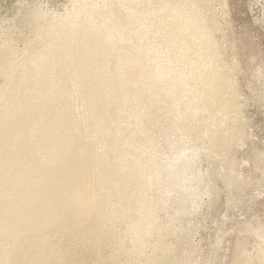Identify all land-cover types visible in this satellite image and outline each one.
I'll return each instance as SVG.
<instances>
[{
  "label": "bare ground",
  "instance_id": "obj_1",
  "mask_svg": "<svg viewBox=\"0 0 264 264\" xmlns=\"http://www.w3.org/2000/svg\"><path fill=\"white\" fill-rule=\"evenodd\" d=\"M73 2L0 52V264H163L159 212L235 142L231 77L201 0Z\"/></svg>",
  "mask_w": 264,
  "mask_h": 264
},
{
  "label": "rangeland",
  "instance_id": "obj_2",
  "mask_svg": "<svg viewBox=\"0 0 264 264\" xmlns=\"http://www.w3.org/2000/svg\"><path fill=\"white\" fill-rule=\"evenodd\" d=\"M73 1L0 0V52L12 46L19 58L40 28L33 19L36 13L48 12V18L56 19L72 9ZM201 1L236 92L235 144H219L214 154L204 152L197 162L193 177L203 183L188 215L178 213L174 203L159 212L170 248L163 264H264V0ZM154 135L163 146L159 129ZM87 250L75 255L77 264L98 259Z\"/></svg>",
  "mask_w": 264,
  "mask_h": 264
}]
</instances>
